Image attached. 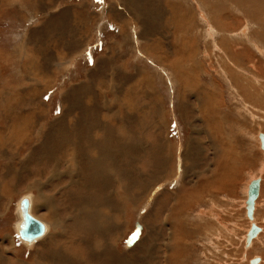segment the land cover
I'll return each mask as SVG.
<instances>
[{
  "label": "rangeland",
  "instance_id": "374dc122",
  "mask_svg": "<svg viewBox=\"0 0 264 264\" xmlns=\"http://www.w3.org/2000/svg\"><path fill=\"white\" fill-rule=\"evenodd\" d=\"M124 2L137 6L139 11H119L125 6L122 0H0V102H7L4 98L16 88L32 85L21 80L25 65L38 75L44 67L48 68L47 61L62 62L60 54L66 51L53 42V37L70 41L78 48L72 55L64 53L61 71L48 68L49 85L39 96L40 102L48 106V121L53 123L64 113L66 95L76 93L88 81L89 74L99 71V64L106 61L108 73L119 69L117 78H123V103L127 105L115 118L122 116L123 126L111 119L112 124L117 125V132L130 137L129 141L123 140L125 171L115 168L119 178L120 172L126 176L125 192L114 181L112 191L105 190L103 181L98 179L96 194L111 200L105 197L99 201L103 207L96 208L95 216L87 205L81 204L87 198L91 180L87 185L84 180L78 185L70 181L67 172L71 168L64 161L65 155L60 159L58 142L54 140L49 145L50 153L43 155L41 168L32 163L19 165L47 136V125L33 132V140L25 143L20 152L12 154L8 148H0V256L5 260L0 264H251L255 256L264 259V233L253 241V247L245 244L252 222L264 229V150L260 140V135H264V0ZM146 4L150 5L149 13L155 15L151 25L156 36L146 35L142 40L161 38L162 50L156 64L145 55L146 58L134 56L136 35L142 27L134 12L146 15ZM172 7H180L175 9L178 15L188 16L186 26L179 24L178 17L170 21ZM110 16L116 21L110 20ZM124 20L128 35L125 33L123 37L118 24ZM169 39L178 46L188 40L190 51L196 52L193 61L183 67V75L187 71L190 76L192 89L199 81L210 91L216 87L221 90L218 99H213L220 109L215 118L220 121L210 123L207 115L194 107V95L178 93L180 84L168 70L175 63L173 57L167 56V52L173 53ZM222 39L226 48H230L229 43H237L240 49L247 47L255 55L254 64L244 61L237 67L232 59L228 61L229 54L217 47ZM23 55L29 58L24 61ZM161 62L166 66H161ZM225 65L232 68L241 87L252 96L243 100L237 97L236 90L223 77ZM255 65L257 69H251ZM174 68L180 71L178 64ZM107 72L94 78L97 96L82 94L81 98H94L95 104L88 101L89 106L98 102L104 118L120 102L111 93V76ZM135 78L143 80L130 90L136 84ZM76 96L79 98V93ZM0 124L6 126L4 118ZM211 126L217 130L212 136ZM7 166L14 170L12 174L6 170ZM55 170L62 172L63 177L51 182L50 173ZM80 175L84 177L83 172ZM258 180L263 191L255 215L249 216L248 187ZM75 181L80 182L77 178ZM81 186L86 188V196L80 197ZM25 195L33 196L34 216L46 220L50 224L48 230L51 227L44 232L43 243L34 248H28L22 241L25 222L17 226L19 199ZM124 195L127 198L123 205L120 199ZM137 224L142 231L133 240ZM87 227L88 231L94 227L98 233L94 246V241L84 236ZM7 234L15 238L18 253L8 250L11 245L5 241ZM8 258L13 261L9 263Z\"/></svg>",
  "mask_w": 264,
  "mask_h": 264
},
{
  "label": "bare ground",
  "instance_id": "6f19581e",
  "mask_svg": "<svg viewBox=\"0 0 264 264\" xmlns=\"http://www.w3.org/2000/svg\"><path fill=\"white\" fill-rule=\"evenodd\" d=\"M122 1L126 7L124 6V9H120L119 11H122L125 13H126V11H124L125 9L126 10L135 9V10L139 11V8L137 6H135V5L130 6V4L125 3L124 0H122ZM144 8H145V5H143V10H144ZM172 8H174V9H172ZM172 8H171L172 15L170 13V18H171L170 21H172L173 19L178 17L177 21H179V24L181 26H186L188 24V22H187L188 16L186 14H184L183 16L178 15L177 10H175V9H179L180 7H172ZM149 10H150V5L146 4V11L145 10L144 11H145L146 15L148 14L149 18H147V19H146V15L144 13L142 15L140 13L138 14L137 11L134 12L135 20L137 22H139V24L142 25L141 31L136 35V37L138 38V40L135 41L137 43L136 49H135V51L137 52V55L134 53V56L136 58H139V57L142 58L145 55V56H147V58L146 57H144V58L149 59V61H151L150 59H154V62L151 61V63L156 64V62H158L160 60V58H159L160 54L159 53L162 50L161 38H159L160 39L159 40L156 37V40H154V41L150 40V37H149V39L144 38V39H148L145 42L142 40V37H145L146 35H149V36L155 35L156 36V34H154V32L152 31L153 25H151V24H153L155 15L154 16L151 15V13H149ZM219 10H220V8H219ZM188 12H190V10ZM129 15L132 16L131 14H129ZM110 20H113V18H111V16H110ZM113 21H116V20H113ZM124 22H125V20H124ZM124 22H121L120 24H118V26L121 28L120 29L121 30L120 36H123V37H124V34L127 33V29H126L127 23L126 22L124 23ZM186 31H188V30H186ZM170 33H171V31H170ZM208 33H210V31ZM213 33H214V31H213ZM127 35H128V33H127ZM178 35H180V34H178ZM183 39H185V38H183ZM169 41H170V39H169ZM53 42L55 44H60V47H62V49L64 48V50L67 53H69L70 55L74 54L76 49L78 48V46H73L70 41H67V42L66 41H58V40H56L55 37H53ZM37 43H39V42H37ZM168 43L171 46V51H173V53L171 55V52L169 54L167 52V56L173 57L174 61H175L174 64H178L180 67V71H177L176 68H174V64H171L168 68V70L171 72L170 73L171 75L172 74L176 75L174 78L180 84V89H179L178 93L180 94L182 92V95H184V96L194 95L196 97L195 98L196 100L194 101V107H197V110L200 111V113L206 114L208 117V120H210V123H211V120H213L214 122L220 121L219 118H215V117H217V115H219L220 109H219V106L214 105V102L221 95V93H220L221 90L218 89V87H216L210 91V89H208L205 85H202L199 81L195 86H193V89H192L191 83H190V76L188 77L187 71H186V74L183 75V73L185 71V69H183V67L185 65L187 66V64H190L193 61L192 59L194 58L195 53H196L194 51L193 52L190 51L191 46H188V44H187L188 40H187V43H182L181 46H178L176 41H174V40L173 41L171 40ZM225 43H226V41L224 39H222V40L218 41L217 47L221 50V52H227L229 54L228 55L229 56L228 61L230 59H232V61L236 64L235 66L240 65L238 63L244 62V61H247L251 64H254L253 61H254L255 55L252 52L250 54V50L246 49L247 47L243 46L240 49L237 43H229L230 48H226ZM34 44H36V43H34ZM215 45H214V47H215ZM254 45H257V44H254ZM256 48H257V46H256ZM66 52H64V53H66ZM148 52H150V53H148ZM64 53L60 54V59L62 60V62L56 63L55 62L56 60H55L54 61L55 63L53 64V62L51 63V61H47L46 66L48 68L53 67V69L58 68L56 71H61L60 70V69H62L61 67H63L65 64L64 60H65L66 56L64 55ZM139 53L141 55H139ZM27 58H29V57H27L26 55H23L24 61ZM70 64H72V63H70ZM232 65H234V64L232 63ZM25 66H26V69L24 70V73L20 74L21 80L24 82L28 81L32 85L31 86L22 85L21 87L16 88L13 91L14 92L13 94L8 93L9 95L8 96L6 95L7 98L3 97L7 102H0V121L3 118L6 121L5 127H1V124H0V148H8L10 150V153H12V154L15 152H20L21 147L25 143L33 140V138H34L33 132L40 130L41 128H43V126L47 125V127H48V132L46 133L47 136H45L44 139H42L43 137H41L39 135L40 133H38V135L42 139V142L40 144H38V146H36V148L34 149L32 154L30 155V157L27 160L20 161L19 165H22V167H24L26 164L29 165L32 163V164H35V166H37V168H41L42 167V161L44 159L43 155L46 153L47 154L50 153V151H48L50 149V146H51L50 144H52V142L54 140L56 142H58L59 148L61 149V153H62L60 159L62 160L63 159L62 156L65 155L66 159H64V161H66L67 164L69 165V167L71 168V171L67 172V175L69 176L70 181L72 183L78 185L84 180L85 184L87 185V181L91 180V181H89V183L87 185V187H88L87 198H85L84 202H82L81 204L83 207H86V205H87L89 207L90 212L92 214H94V216H95V212H97L96 208L98 206L103 207V204H99V201H102V199H104L105 197H107V199L111 200V197L105 196L104 198H102L101 196L99 197V195L96 194L98 179L103 181L102 186L105 190L109 189L112 191V188H113L112 183L114 181L115 184L117 183V185H120L119 190L123 191V193L125 192L126 176L124 173H121L119 171L120 172V178H119V175H118L119 173L116 174L115 168H118L122 172L125 171L122 167V162L123 161L126 162L127 158L124 155L123 140H125L127 138L129 141L130 137L125 136V135L117 132L116 128H115V127H117V125L113 126L114 122L112 124V120H115V121L118 120V122L121 123L120 127L123 126L124 122H123L122 116H121V118H117V119H115V118L117 116H119V114L123 110H125V108H127L126 103H123L124 87L121 84L123 81V78L122 77L117 78V75L120 76L119 72H118L119 69H116V70L114 69V71H111L108 73L106 71V67H105V66H108V62L102 61V63L99 64V71H96L93 74H89L88 81L82 83L81 88L78 89L76 93L70 92L68 95H66V97L64 99L65 100V102H64V108H65L64 113L62 111L61 116L58 119L53 120V123H51V121L50 122L48 121L49 120L48 106L45 103L40 102L41 97H39L45 91V89L48 88L49 82L47 81V79H49L51 77L48 74L50 72V70L43 66L44 71L40 70L41 74L37 75L35 72L32 71L31 68L29 69V66H27V65H25ZM161 66H166V65L164 64V62H161ZM224 67H227V68H224ZM224 67H222V72L224 75L223 77H224V79H227V81L231 83V87L236 90V92L235 91L234 92L237 94V97H240V99L243 100L242 98L252 96V94L249 91H245L241 87V82H239L240 78L238 79L237 75L235 77L234 71L232 70V68L231 67L228 68V66H226V65ZM251 69H253V70L257 69L256 65L252 66ZM161 70L163 71V69H161ZM19 71H21V70H19ZM189 71H190V69H189ZM105 72H107L108 74H110L109 76H111V80H110V83L112 85V87L110 88L111 93L114 94L115 98L119 99V101H120V102L118 101L119 105L115 111H109L108 112L109 113V116H107L108 118H104L99 113V111H102L103 107L101 108L98 105L97 101H95L97 103H96V105H94V107H92L91 105H90L91 107L89 106L90 103L88 101H92L94 103V100H93L94 98L91 100L81 99L82 94L83 95L86 94V96H88V97H92L93 94L95 96H97V93H95L96 91H94V90H96V86L94 84V78L96 77V75L105 74ZM140 72L143 73V71H140ZM178 74H180L179 77L181 80L180 79L178 80V78H177ZM46 77H48V78H46ZM174 78H173V80H174ZM121 79H122V81H121ZM142 80L135 78L136 84H134L132 86V88L131 89L129 88V89L132 90L135 88V85H140ZM44 82H46V83H44ZM232 83L234 84V86L232 85ZM155 88H153V90H155ZM50 89H52V87L49 88L48 91ZM15 91H16V93H15ZM35 91L37 93H35ZM77 93H79V98H78V96H76ZM135 93H136V91H135ZM120 94H121V97H120ZM22 95H23V97H22ZM36 95H37V97H36ZM154 95H156L155 92H154ZM156 96H158V95H156ZM158 97L160 99V96H158ZM72 99H75V100L72 101ZM213 99H216V100L213 101ZM5 100H3V101H5ZM108 106H110V105H108ZM215 119H216V121H215ZM117 129H119V128H117ZM209 129L212 132L211 136L213 134L217 133V130L213 126L209 127ZM39 136H38V138H39ZM110 145H113L112 149L109 148ZM115 145L118 148L115 147ZM130 146H132V145H130ZM61 160H60V162H61ZM14 162H16V161H14ZM55 162H57V161H55ZM10 164H12V162H10ZM43 167L45 169V165ZM58 167H59V164H58ZM19 169H22V168L20 167ZM6 170H10L9 174H12V172L14 171L13 169H10V167H8V166L6 167ZM49 170H51V169H49ZM52 170H53V168H52ZM67 170L68 169H66V171ZM82 172L84 174L83 178L81 177L82 175H80ZM15 175L16 174H14L13 176H15ZM36 175H38V173ZM50 176L52 177V178L50 177V181L55 182V181H59L57 178L63 177V173L59 172L58 170H55V171H52V173H50ZM76 178L79 179L80 182L75 181ZM115 178H117V179L119 178V179L115 180ZM258 181H259V191L261 194L263 191V184L261 187V180H258ZM91 183L93 185L89 186V184H91ZM248 190H249V187H248ZM78 192L82 193V195H80V197L86 196V193H85L86 188L84 186H81L79 188ZM119 192L120 191H118V193ZM247 195H248V192H247ZM25 196H28L29 198L25 197L20 201L19 208L17 210V216H18L17 226L19 224H21V222L26 221L24 219V214H23L26 209H28V213L30 216H31V214H32V216H34L33 211L30 214V203H33V200H32L33 196H31V195H25ZM258 196H259V194H258ZM43 198L45 201H49V197L47 195H43ZM126 198L127 197L125 196V198L122 197L120 199V201L123 205L126 201ZM38 199H39V196H38ZM74 199L75 198L73 197L71 200H74ZM247 201H248V198H247ZM54 202L56 203V201H54ZM52 203L53 202H51V204ZM119 203H118V206L119 205L121 206V204H119ZM247 206H248V204H247ZM255 208H256V201H255L253 209L251 210V213L250 214L248 213L249 216L254 215V209ZM80 211L82 212L84 210L81 209ZM32 216H31V218H33ZM33 219L36 220L35 218H33ZM251 220H252V218H251ZM36 221H38V220H36ZM38 222H40V221H38ZM41 224L44 226L43 223H41ZM253 225H256V224H254V222H252L250 231L252 230ZM47 227H48V225H47ZM136 228H139L136 230V232L139 230V232L141 234V231H142L141 225L137 224ZM106 229H109V228H106ZM45 231H46V229L44 230V232ZM85 231L86 232H84V236H85L86 240L87 239L93 240L94 241V243L92 242L93 246L95 244H97L96 239H97L98 233H97L96 229H94V227H92L88 231V227H87L85 229ZM250 231L247 234V239H246V243H245L247 245V247H249L250 245H251V247L254 246L253 241L258 237L259 233L261 232L259 229L258 233L251 240H248L249 235H250ZM263 231H264V229H263ZM108 232H110V230H108ZM43 234L41 236H43ZM100 234H101V232H100ZM41 236L37 237L36 239H34L32 241L24 239L26 241V242L25 241L24 242L26 243L27 246L32 247L33 246L32 243H34ZM82 240H84V238ZM84 242H85V240H84ZM92 250L95 251L94 248ZM106 254H108V253H106ZM97 257H99V256H97ZM259 258H261V257H259ZM263 261H264V259H263ZM122 263H126V262H122ZM252 263L258 264L259 262H257L254 258L252 260L251 264Z\"/></svg>",
  "mask_w": 264,
  "mask_h": 264
},
{
  "label": "water",
  "instance_id": "95a60500",
  "mask_svg": "<svg viewBox=\"0 0 264 264\" xmlns=\"http://www.w3.org/2000/svg\"><path fill=\"white\" fill-rule=\"evenodd\" d=\"M260 140H261L262 148L264 149L263 134L260 136ZM258 194H259V181H252L251 184L249 185V190H248L247 210L249 214L251 213V210L254 207L255 201L258 198ZM23 214H24V219L26 220L25 224L27 225V227H23L21 236L24 239L32 241L44 233L45 227L40 222L31 218V216L28 213V209H26ZM33 222H35V224ZM258 231H259L258 227L256 228L255 226H253L252 230L250 231L248 240H251L258 233Z\"/></svg>",
  "mask_w": 264,
  "mask_h": 264
},
{
  "label": "crops",
  "instance_id": "0c3cea01",
  "mask_svg": "<svg viewBox=\"0 0 264 264\" xmlns=\"http://www.w3.org/2000/svg\"><path fill=\"white\" fill-rule=\"evenodd\" d=\"M81 49V48H80ZM25 197H27V198H29L28 196H23V197H21L19 200H22L23 198H25ZM32 204L33 203H30V214H31V212H32V210H31V208H32ZM34 215V214H33ZM31 216H32V214H31ZM33 218H35L36 220H38V221H40L41 223H43L44 224V226H45V229H46V232H49L50 231V229H51V227L49 226V230H48V227H47V225H50L48 222H46L45 220V222H43L40 218H37L36 216H32ZM47 224V225H46ZM20 229V227H18V230ZM45 236V234H43V236H41L40 238H38L34 243H32L33 244V248L34 247H36L39 243H43L42 241H44L42 238ZM22 237V236H21ZM23 238V237H22ZM5 241H7L11 246L9 247V249L8 250H12V251H15V252H19L20 250H18L17 248H18V244H17V242L15 241V238L14 237H12V236H10V235H6V237H5ZM20 239V238H19ZM42 239V240H41ZM21 240V239H20ZM22 241H25V240H22ZM39 241H41V242H39ZM26 242V241H25ZM35 243H37L36 245H34ZM31 244V245H32ZM28 248H31V247H28ZM12 254V256L14 257V258H16L17 259V256H16V254L15 253H11ZM0 261H4L5 262V260H3V257H1L0 256ZM7 261L9 262V263H11L13 260L11 259V258H8L7 259ZM11 261V262H10ZM14 264H15V262H13ZM21 264H30V263H27V262H23V263H21Z\"/></svg>",
  "mask_w": 264,
  "mask_h": 264
},
{
  "label": "flooded vegetation",
  "instance_id": "af4514ba",
  "mask_svg": "<svg viewBox=\"0 0 264 264\" xmlns=\"http://www.w3.org/2000/svg\"><path fill=\"white\" fill-rule=\"evenodd\" d=\"M259 195H261V194H260V191H259ZM258 198H259V196H258ZM257 200H258V199H257ZM257 200H256V203H257ZM255 213H256V211H255ZM254 215H255V214H254ZM254 226H256V225H254ZM256 227H257V226H256ZM258 228H259L260 231H261V232L259 233V236H260V235L263 234L264 231H263V229H262L261 227L258 226ZM256 257H257V258H256ZM259 257H261V256H255V260L257 259L256 261L259 262V264H261V263L264 262V261H263V258H262V257H261V258H259Z\"/></svg>",
  "mask_w": 264,
  "mask_h": 264
},
{
  "label": "snow or ice",
  "instance_id": "6c2138e0",
  "mask_svg": "<svg viewBox=\"0 0 264 264\" xmlns=\"http://www.w3.org/2000/svg\"><path fill=\"white\" fill-rule=\"evenodd\" d=\"M99 2H102V0H99ZM35 224V222H33ZM25 227H27V225H25ZM140 232L139 230L137 232H134L131 239L133 240H137L139 238Z\"/></svg>",
  "mask_w": 264,
  "mask_h": 264
}]
</instances>
